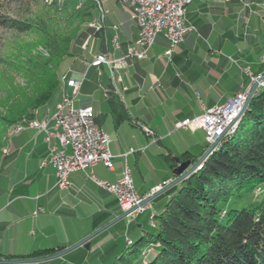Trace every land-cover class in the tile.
Masks as SVG:
<instances>
[{"label": "crops", "instance_id": "obj_1", "mask_svg": "<svg viewBox=\"0 0 264 264\" xmlns=\"http://www.w3.org/2000/svg\"><path fill=\"white\" fill-rule=\"evenodd\" d=\"M131 2L111 5L102 32L89 37V49L67 59L72 65L63 73L66 81L60 94L61 99L74 97L76 108H93L110 136L114 168L96 165V178L115 183L129 167L138 194L146 198L175 179L176 165L166 156L194 160L207 149L203 129L176 126L228 102L251 85L252 76L264 75V0H194L188 7L187 20L195 30L171 56L166 54L169 42L160 34L145 58H128L120 65L119 59L139 39ZM100 55H105L107 62L94 66ZM107 71L112 77L105 81ZM75 82L80 83L77 95ZM98 83L106 87L108 114L97 112L79 99L81 93L94 94ZM110 93L123 104L119 115L109 103ZM61 99L39 111L36 119L51 115ZM108 115L113 119L114 134L104 128ZM173 137L180 143L170 144L168 155H159L164 162L146 168L143 161L149 148ZM157 153L154 151L153 159L157 160ZM48 154L45 133L27 124L7 138L0 164V260L33 259L62 252L124 213L116 196L95 184L86 172L73 173L68 189L58 188L55 168L43 166ZM132 165L143 180L155 178L140 182ZM151 210L152 203L135 219H121L93 238L89 248L81 246L59 258L27 264H114L135 241L133 237L143 235L142 223L136 226L135 222H149ZM37 253L42 255L33 256Z\"/></svg>", "mask_w": 264, "mask_h": 264}, {"label": "trees", "instance_id": "obj_2", "mask_svg": "<svg viewBox=\"0 0 264 264\" xmlns=\"http://www.w3.org/2000/svg\"><path fill=\"white\" fill-rule=\"evenodd\" d=\"M32 1L15 0L24 10L10 11L17 17L0 15V26L14 34L0 52L1 135L35 119L58 98L62 64L102 32L88 27L96 18L91 7L70 9L74 0H56L32 12ZM109 103L121 114L123 104L114 93ZM0 148H7V139ZM169 158L175 166L176 158ZM148 220L152 230L132 241L114 264H142L152 245L158 253L148 264H264V87L234 135L200 170L155 199Z\"/></svg>", "mask_w": 264, "mask_h": 264}, {"label": "built area", "instance_id": "obj_3", "mask_svg": "<svg viewBox=\"0 0 264 264\" xmlns=\"http://www.w3.org/2000/svg\"><path fill=\"white\" fill-rule=\"evenodd\" d=\"M121 1L124 3V0ZM202 1L210 2L212 0ZM193 2L194 0H156V5H149V0H142L133 7L132 16L139 27V39L135 46L128 49L127 55L119 59L117 63L124 64L128 58H145L160 34L168 40L170 46L166 54L171 56L174 49L184 42L186 35L195 30L187 20L188 7ZM99 7L101 17L94 28L96 32L104 28L105 15L100 2ZM115 43L118 45L116 40ZM86 46L87 44L84 49ZM261 61L264 64V54ZM105 62H107L106 56L100 55L93 65L99 66ZM256 79L252 76V81ZM65 81L66 76L62 78V82ZM261 85H264V82ZM73 87L74 95H77L80 83H73ZM250 87L235 95L228 102L207 109L202 116L182 121L177 127L192 131L203 129L207 141L212 143L237 118L250 93ZM27 122H33V128L46 135L49 154L43 161V166L52 165L55 168L58 188L68 189L71 184L70 176L75 172L83 171L99 187L114 194L124 212L143 201L144 198L138 194L135 188L129 167H125L115 183L100 181L94 175L93 168L100 163L112 170L114 156L110 151V136L102 129L93 108H76L74 97L64 96L56 104L51 115H46L41 120L35 118ZM25 123L16 126L15 129H22ZM233 128L234 126L231 129ZM148 208L139 209L129 218L135 219Z\"/></svg>", "mask_w": 264, "mask_h": 264}, {"label": "rangeland", "instance_id": "obj_4", "mask_svg": "<svg viewBox=\"0 0 264 264\" xmlns=\"http://www.w3.org/2000/svg\"><path fill=\"white\" fill-rule=\"evenodd\" d=\"M55 1L56 0H34L31 3V10H32V12H37L42 6H55V5H53V3ZM60 1L64 2V1H69V0H60ZM74 1H75L74 2L75 4H73V5L69 4V8L70 9L75 8L76 6L80 7L81 5H86L87 7H89V8L91 7V9H93V11H94V13L96 15V18L94 19L93 22L89 23V25H88V27H89L91 32L96 27V24L100 21L101 11H100V7H99V2L102 5V8H103L105 16H107L108 11H109V7L111 5H113V6L117 5V4H120L121 6L125 5L121 0H74ZM76 3L77 4L79 3L80 5H77ZM10 11L11 12L12 11H14V12L18 11L20 13V12H23L24 10H23V8H21V5L18 2H15V0H0V15L17 17V15L11 14ZM110 28H113V26L111 25ZM13 36H14V34H13V32L11 30H9L7 28H3V27L0 26V52H1V54L3 53L5 45L13 40V38H14ZM92 36L93 35H91V37ZM23 37H24V39H27L26 36H23ZM83 49H84V47H83ZM88 49H89V44H87V46L85 47L86 51ZM84 57L86 59H88L87 56H84ZM71 65H72L71 62L66 60L62 64L60 72L63 74L64 72L69 71L70 68H71ZM109 77H112V74H111L110 71H107L106 75L104 76V80L106 81L107 78H109ZM100 84L101 83H98V85H99L98 89L95 90L94 94H88V93L84 92V93H81L79 99L91 104V106H93L97 112H103V110H104V114H108L109 113V111H107L108 102H107V99L105 98L106 87H103ZM261 87H264V85H261L260 88ZM61 97H62V95L59 93L58 100L61 99ZM104 128H105L106 131L107 130L112 131V134L115 133V127L113 125V119L111 117H109V115H108V117H106V123L104 125ZM236 129H237V126L234 129H232V130H234L236 132ZM1 131L2 130H1V127H0V140L3 141V142H4V140L6 141V139L10 136V134L16 133L15 132V127L8 128L5 132H3L4 135H1ZM233 135H234L233 133L232 134H228V136L226 137V140L228 138L232 137ZM172 140H174V142H172ZM175 143L179 144L180 141L176 137H173V138H170L168 140L167 139L166 140H162L161 144L155 145L154 147L149 148V150L146 153V157H145V159L143 161L144 166L146 168H151L152 169L154 167L153 166L154 164H157V163L159 164V163L164 162L163 161L164 159L160 158L159 155H168L167 148L170 146V144H175ZM117 144L120 145L121 143H117ZM122 145H125L124 141L122 142ZM6 150H7V148H0V153H1L0 157H1V159H3ZM157 150L159 151V153H157L158 156H157V160H156V159H153V157H154V151H157ZM130 151H132V149ZM131 168L134 170L135 167H133V165H132ZM199 168L201 169L202 166H200ZM131 172H132V170H131ZM134 173H135L134 176L135 177L138 176L140 182L146 181L148 183L149 180L151 181L152 179L155 178V175H154V176H151V178L145 177L144 180H143V178H141L140 174L138 172H136V170H134ZM260 193H261L260 189H257L255 191V195H259ZM141 223H142L143 227L140 228V230L143 233H144V231H151L152 230L148 221L135 222V225L138 226ZM137 238H139V237H133V240H136ZM144 251H145L144 256L146 257V259H144L142 264H148L147 260L148 259L149 260L153 259L158 253V249H156L155 245L154 246L152 245V247H149L148 249H146Z\"/></svg>", "mask_w": 264, "mask_h": 264}, {"label": "water", "instance_id": "obj_5", "mask_svg": "<svg viewBox=\"0 0 264 264\" xmlns=\"http://www.w3.org/2000/svg\"><path fill=\"white\" fill-rule=\"evenodd\" d=\"M255 77V76H254ZM257 79L252 81L251 80V87H250V93L248 94V97L242 106L237 118L233 120L231 125L225 129L223 134L220 136H217L212 143H208V148L203 153V155L197 160H185L181 161V159L176 158V167L173 169V174L175 176V179L169 183H165L162 187H159L156 191L152 192L148 197L144 198L143 201L133 207L132 209L126 211L123 213L122 216L118 217L117 219L111 221L110 223L106 224L102 228L96 230L91 235L87 236L85 239L77 243L76 245L53 255L45 256V257H39V258H33V259H11V260H0V264H27V263H37V262H44L52 259H56L59 257H62L66 255L67 253L81 247L85 246L86 248H89L90 241L95 238L97 235L101 234L105 230H107L109 227L120 221L124 218H129L130 215H132L134 212L138 211L139 209L143 207H149V205L158 197L165 194L167 191L172 189L173 187L179 185L182 181L193 175L199 170L200 166H203L204 163L207 161L209 156L221 145V143L226 140L227 134L231 130L232 126H238L240 119L245 114L246 110L248 109L250 102L252 98L254 97L255 93L259 90L261 84L264 82V75L256 77ZM207 140V137H206Z\"/></svg>", "mask_w": 264, "mask_h": 264}, {"label": "bare ground", "instance_id": "obj_6", "mask_svg": "<svg viewBox=\"0 0 264 264\" xmlns=\"http://www.w3.org/2000/svg\"><path fill=\"white\" fill-rule=\"evenodd\" d=\"M130 0H124V3H128ZM142 0H132V2H133V4H134V6H137L140 2H141ZM131 2V3H132ZM149 5H156V0H149ZM95 24V23H94ZM93 25V24H92ZM95 26V25H94ZM25 124H27V125H29V126H31V127H33V122H26ZM21 125V124H20ZM19 125V126H20ZM24 127V126H23ZM236 126L234 125V128H235ZM233 128V129H234ZM21 129H15V132H18V131H20ZM234 134L235 133V131L234 130H230L229 131V133L228 134ZM228 134H227V136H228ZM200 169V168H199Z\"/></svg>", "mask_w": 264, "mask_h": 264}]
</instances>
